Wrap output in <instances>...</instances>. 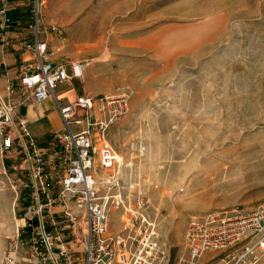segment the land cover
Instances as JSON below:
<instances>
[{
	"label": "rangeland",
	"instance_id": "obj_1",
	"mask_svg": "<svg viewBox=\"0 0 264 264\" xmlns=\"http://www.w3.org/2000/svg\"><path fill=\"white\" fill-rule=\"evenodd\" d=\"M22 1L31 11L5 28L22 33L9 46L17 53L34 24L33 0ZM42 1L45 37L61 49L51 58L90 64L82 81L56 88L59 100L76 98L61 96L65 88L130 96L107 139L125 163L123 185L147 196L172 258L185 253L194 217L264 203V0ZM33 108V119L61 127L53 97ZM28 167L23 154L0 152V260L30 193ZM120 214H111L115 231Z\"/></svg>",
	"mask_w": 264,
	"mask_h": 264
},
{
	"label": "built area",
	"instance_id": "obj_2",
	"mask_svg": "<svg viewBox=\"0 0 264 264\" xmlns=\"http://www.w3.org/2000/svg\"><path fill=\"white\" fill-rule=\"evenodd\" d=\"M33 4L32 37L19 53L17 70L3 72L0 62V152L25 156L23 188L30 192L22 203L23 223L8 240L0 264H264V203L194 217L184 234L185 253L172 258L147 196H132L123 185L125 163L107 139L106 130L128 115L130 96L81 94L59 100L56 88L82 81L90 64L51 58L61 49L53 51L45 37L43 1ZM51 97L62 128L40 143L23 108ZM116 209L121 219L115 231L111 214Z\"/></svg>",
	"mask_w": 264,
	"mask_h": 264
},
{
	"label": "crops",
	"instance_id": "obj_3",
	"mask_svg": "<svg viewBox=\"0 0 264 264\" xmlns=\"http://www.w3.org/2000/svg\"><path fill=\"white\" fill-rule=\"evenodd\" d=\"M30 2H24L22 0H13V2H9L8 0H0V8L3 7L4 13L0 12V62L3 63L2 71L6 72L8 70L15 72L18 68L17 62L19 59V53H17V46H12L9 48L10 43L14 42L16 38L22 35V33L18 32V30H6V27H9V23L21 25L23 23L24 15L31 11L29 9L26 10V6H30ZM25 11V13H23ZM7 12V13H6ZM9 19V23L5 24L4 21ZM25 23V22H24ZM12 26V25H11ZM19 41V40H15ZM77 62V61H71ZM75 80L71 81L74 82ZM69 88H65L61 90V96L65 92H71L74 94L73 98L80 94H88L87 92L91 91L90 88H84L82 91L77 92L76 90H68ZM69 101V100H67ZM45 102V101H44ZM43 103V102H42ZM33 104H30L26 108H23V113L26 119H29V128L33 137L40 143L46 141L53 133L60 130L62 128V120L60 114L57 110H55V117H60L61 127L57 128L53 126V123L48 119H43V116L34 117L33 115ZM27 119V120H28Z\"/></svg>",
	"mask_w": 264,
	"mask_h": 264
},
{
	"label": "bare ground",
	"instance_id": "obj_4",
	"mask_svg": "<svg viewBox=\"0 0 264 264\" xmlns=\"http://www.w3.org/2000/svg\"><path fill=\"white\" fill-rule=\"evenodd\" d=\"M16 219H17V217H16ZM17 220H18V224H19V223H20V220H19V219H17ZM18 224H17V225H18Z\"/></svg>",
	"mask_w": 264,
	"mask_h": 264
}]
</instances>
